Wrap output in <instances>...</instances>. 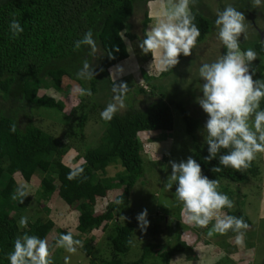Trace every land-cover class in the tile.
I'll list each match as a JSON object with an SVG mask.
<instances>
[{
  "label": "trees",
  "instance_id": "obj_1",
  "mask_svg": "<svg viewBox=\"0 0 264 264\" xmlns=\"http://www.w3.org/2000/svg\"><path fill=\"white\" fill-rule=\"evenodd\" d=\"M150 1L152 0H0V264H10L7 254L13 250L17 237H22L27 232L29 235L45 238L54 227L51 220L40 222V219H36L32 223L28 221L27 230L19 228L17 218L25 208L26 198L12 199L15 191L22 188L18 186L14 174H18L24 182H29L34 174L41 175L40 190L44 199L55 195L65 205L74 207L77 211L75 229L79 233L88 234L93 229L105 231L109 228L106 239L112 257L101 259L100 264H125L117 258V254L129 250L133 227L131 224H122L118 218L122 216V204L128 200L135 182L143 173L142 146L138 133L144 130L170 131L173 125L170 106H174L185 124V131L199 140L197 131L203 129L207 114L199 105H194L189 110L190 107L187 108L182 101L172 100L171 94L163 91L160 83L158 87L143 70L140 79L145 86H141V81L136 83L135 93L149 94L152 91L153 95L148 96L145 104L132 105L118 111L111 121L102 119L105 127L98 144L87 149L80 156L82 162L73 167L64 164L60 158L67 151V146L34 125L27 117L31 107L62 110V100L46 94L38 95L39 85L46 84L49 80V87L57 91L63 90L65 95L69 93L71 84L67 82L62 85L63 78L83 87V81L76 73L83 67L84 60H88L90 64L92 62L95 76L88 80L93 102L77 103L73 109L79 111L76 119L79 131L91 109L103 103L105 108L112 102L113 86L118 83L112 81L108 69L128 57L129 46L126 39H137L140 43L143 41L127 30L129 21L138 17L139 13L142 17L141 33L145 38L150 19L147 15ZM190 7L195 16L194 23L201 32L198 44L203 41L212 20L201 8L195 5ZM243 12L248 15L251 13L245 9ZM14 18L24 29L17 37H13L9 28ZM89 29L92 30L97 45L94 54L87 45L74 49V43L82 39ZM255 33L250 39L241 38L240 48H252L256 51L258 58L252 62L255 68L253 78L264 79V39L258 32ZM226 51L223 47L222 55ZM150 57V53L138 54L142 63ZM184 58L181 54L180 63ZM180 63L167 71H158V76L170 74ZM195 95L199 97L202 93L197 92ZM80 98L81 96L78 99ZM98 98L103 102H98ZM260 108L264 110V100L261 101ZM12 124L16 125L15 132L10 131ZM200 138L203 142L193 145V158L201 164L204 175L210 179L241 184L249 176L257 175L254 160L247 169L240 171L220 165L218 156L207 162L204 157L209 155L208 145L203 135ZM227 151L228 149H221V154ZM112 162H118L122 169L117 172L116 180L99 175ZM217 166L222 170L213 172L211 169ZM81 167L83 173L80 176L74 180L67 178L70 171ZM47 171L53 174L44 175ZM114 187L121 188V192L115 195L114 202L107 204L104 210L95 211V201L105 197ZM226 191V188L222 189V193H227ZM118 200L123 203H116ZM175 203L176 207L171 212L178 217L182 203L178 200ZM11 210H15L12 215ZM226 214L242 217L236 211H227ZM243 219L246 220L244 217ZM227 233L234 232L229 230ZM56 239L52 240V244ZM152 248V244H147L137 260L126 264H142ZM188 249L191 247L179 240L177 235L170 248L156 251L155 255L162 258L164 264H168L170 256ZM89 264L97 263L90 260Z\"/></svg>",
  "mask_w": 264,
  "mask_h": 264
},
{
  "label": "rangeland",
  "instance_id": "obj_2",
  "mask_svg": "<svg viewBox=\"0 0 264 264\" xmlns=\"http://www.w3.org/2000/svg\"><path fill=\"white\" fill-rule=\"evenodd\" d=\"M164 3L166 0L149 2L147 15L150 19L147 22L145 34L154 26L156 16ZM228 4H232L239 11L243 12L245 9L247 12L248 10L251 12L249 13L250 16L243 12L246 17L245 23L248 26L246 33L248 39L254 37L255 32H258L260 37L264 39V0H262V6L256 8L253 7L252 0L197 1L195 6L201 8L204 13H208V18L212 20L211 25L203 41L198 43L192 54L185 57L170 74L159 77L157 74L159 70L152 55L145 63H142L138 58V54H143L139 47L140 41L125 38L129 46L128 57L108 69L112 81L118 85L123 82L128 86L122 94L124 107L119 112L132 105L145 104L148 96L153 95L152 91L149 94L147 92L144 94L135 93L134 88L136 83L141 81L140 73L143 71H145L144 74L147 73L151 76V80L158 87L160 83L163 91L171 94L172 100L182 101L184 105H187V108L190 107L189 110L194 108V105H199L197 95H195L197 92L202 93L203 81L198 74L199 67L202 63L215 61L223 53L224 46L218 39V30L214 21L217 11L223 10ZM141 20V13H139L138 17L129 21L130 25H128L127 30L143 40ZM241 38L244 36L242 35L240 40ZM82 81L83 87L88 88V80ZM46 82V84L39 85L38 95L46 94L62 100L63 109L57 111L51 108L31 107L27 117L34 125L67 146V151L60 158L64 164L73 167L82 162L80 156L87 149L98 144L105 127L100 116L105 104H98L97 107L89 111L87 120L79 131L76 125L79 111H74V106L80 102H93V94L81 96L78 99L80 95L73 91L78 85L73 81L70 82L68 78L62 79V85L67 84V82L71 84L69 93L66 95L63 90L57 91L49 87V80ZM141 84V86H145L143 81ZM112 94V102H115L114 97L118 93L112 92ZM96 100L103 102L99 98ZM170 108L173 115V125L170 131L144 130L137 135L142 146L143 173L135 182L128 200L122 204V216L118 218L122 224L132 225V244L127 252L118 253L117 258L125 264L135 261L141 256L143 247L152 244L153 248L142 264H164L163 259L157 257L155 253L170 248L178 235L179 240L184 241L191 249L173 254L169 257L168 264H264V154H257L254 160V164L257 166L256 176H249L247 181L241 184L219 181L218 191L222 192V189L226 188V194L234 202L231 209L225 208L223 212L226 214L227 211H236L238 215L246 218L245 221L249 225L246 230H241L244 233L243 243H236V232L223 235L217 233L209 237L208 232L215 220L206 228H200L184 221L182 209L178 217L174 212H171V209L176 207L175 201L178 199L175 193V183L171 189L166 187L171 174L169 161L179 162L186 160L188 156H193V145L203 142L200 141L202 140L200 135H203L204 130L199 129L197 131L199 140L188 134L177 109L174 106H170ZM120 170L122 171L118 162H112L106 166L105 172L99 175L116 180L115 176ZM52 174L53 172L47 171L44 175L51 176ZM14 176L18 186L22 187L20 189L27 193L25 208L18 214V221L22 216L28 217L30 223L36 219H40V222L51 220L54 227L45 236L50 245L54 238H58L66 232H72L74 239L83 242V247H79L75 253L54 247L53 259L55 264H89L90 260L100 264L101 259L112 257L111 248L106 239L109 228H106L105 231L93 229L88 234L79 233L75 229L77 211L74 207L65 205L55 195L49 199H44L45 197L40 190L41 175L34 174L29 182H24L18 174H14ZM120 192V187L109 190L105 197L95 201L94 210H104L107 204L114 202L115 195ZM144 209H147L149 221L146 231L141 230L137 220L138 214ZM14 212L15 210H11L10 214L12 215ZM19 228L25 231L28 226L27 228L19 226ZM52 245L54 246L55 243ZM66 257L68 258L67 261Z\"/></svg>",
  "mask_w": 264,
  "mask_h": 264
},
{
  "label": "clouds",
  "instance_id": "obj_3",
  "mask_svg": "<svg viewBox=\"0 0 264 264\" xmlns=\"http://www.w3.org/2000/svg\"><path fill=\"white\" fill-rule=\"evenodd\" d=\"M197 0H166L161 11L156 16L154 26L146 33L139 44L143 54H151L159 71H167L180 63L181 54L185 57L192 54L201 35L199 27L194 23L195 16L190 5ZM254 8L262 6V0H252ZM245 14L228 4L223 10L217 11L214 25L218 30V39L226 48V54L210 63H202L199 67V77L202 79V96L197 97L202 110L207 114L203 127L204 141L208 145L209 155L204 157L207 162L218 156L219 164L231 167L237 171L247 169L257 154H264V110L260 109L264 100V79H254L255 68L252 62L258 54L252 48L241 50L240 37L246 39L247 24ZM9 28L13 37L24 31L15 18ZM82 45L90 46L92 54L97 45L93 32L89 29L82 39L74 43L78 50ZM118 51V49H117ZM82 80H91L95 76L94 66L88 60L83 61V67L76 73ZM127 84H114L113 92L119 93L101 111L100 116L105 121H111L116 113L124 107L123 93ZM74 93L80 96H91L88 88L77 86ZM10 131H16V125L10 126ZM221 149H228L221 154ZM171 174L167 188L176 184L175 193L182 203L184 221L189 225L206 228L213 220L215 223L208 232L226 234L229 230L236 232V243H243L244 233L249 225L243 217L227 215L223 209H231L234 202L226 193L218 191L219 181L204 175L202 166L193 156L176 162L170 160ZM213 172H220L221 167H213ZM83 173V168L69 172L67 178L74 180ZM27 193L18 188L12 199L24 198ZM22 202V200H21ZM123 203V201H116ZM147 209L138 214L137 220L141 230L147 229ZM21 228H27L28 217L22 216L18 221ZM131 243V241H129ZM54 247L75 253L83 242L74 239L72 232L61 234L50 245L47 238L29 235L27 232L14 241L13 250L7 254L10 264H54ZM67 261V257L65 258Z\"/></svg>",
  "mask_w": 264,
  "mask_h": 264
}]
</instances>
